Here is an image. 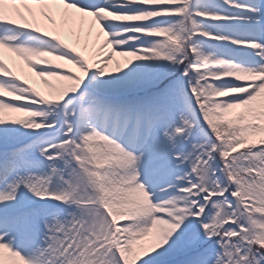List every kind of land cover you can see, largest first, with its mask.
Instances as JSON below:
<instances>
[{"label":"snow or ice","instance_id":"1","mask_svg":"<svg viewBox=\"0 0 264 264\" xmlns=\"http://www.w3.org/2000/svg\"><path fill=\"white\" fill-rule=\"evenodd\" d=\"M0 264H264V0H0Z\"/></svg>","mask_w":264,"mask_h":264},{"label":"bare ground","instance_id":"2","mask_svg":"<svg viewBox=\"0 0 264 264\" xmlns=\"http://www.w3.org/2000/svg\"><path fill=\"white\" fill-rule=\"evenodd\" d=\"M69 42H71V41L69 40Z\"/></svg>","mask_w":264,"mask_h":264}]
</instances>
